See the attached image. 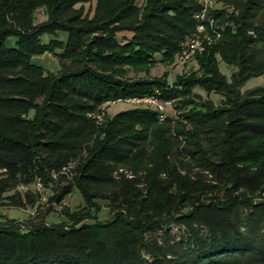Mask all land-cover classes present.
<instances>
[{
    "label": "trees",
    "instance_id": "obj_1",
    "mask_svg": "<svg viewBox=\"0 0 264 264\" xmlns=\"http://www.w3.org/2000/svg\"><path fill=\"white\" fill-rule=\"evenodd\" d=\"M204 10L200 0H0V202L16 190L8 200L35 205L18 189L40 180L56 186L50 203L78 192L87 205L67 223L0 218V264H264V87L242 92L264 76V0ZM214 26L222 36L197 55L201 76L177 87L129 77ZM57 51V73L32 64ZM220 60L236 69L231 81ZM198 86L222 102L98 122L118 100L190 106Z\"/></svg>",
    "mask_w": 264,
    "mask_h": 264
},
{
    "label": "rangeland",
    "instance_id": "obj_2",
    "mask_svg": "<svg viewBox=\"0 0 264 264\" xmlns=\"http://www.w3.org/2000/svg\"><path fill=\"white\" fill-rule=\"evenodd\" d=\"M200 1L205 5H208L211 9L224 8V0ZM95 3L96 1L93 3V5ZM88 7L89 5H86V8ZM46 19L47 17L45 15L44 10H40L36 15V23H41ZM214 32H218L222 36V32L219 30V28L215 26L211 32L207 31V33L201 35L202 37H200V42L203 44L204 50L199 49V51H196L195 54L185 64H182V57L185 56V53L178 55L176 58L168 62H161L160 57H158L157 63L155 65L150 66L149 69L147 68L148 73L145 69L141 70L140 72H136L135 70H133L130 72L129 77L132 78V80H154L155 78H167L169 83L173 87H177V84L179 83L191 80L195 76H201L199 71V58L197 57V55H201L205 52L208 46H211L217 42L216 40L218 39L215 38ZM209 36L211 38H209ZM46 38L49 39V36H46L45 39ZM54 39H58L60 41H67L68 35L60 33L57 37H54ZM57 54H59V51H57L56 53H46L42 56H35L32 58V64L43 67L48 72L57 73L61 68L60 60ZM219 67L222 74H224L227 79L231 81L233 73L236 69L228 67L221 60L219 62ZM259 87H264V76L250 79L243 87L242 92L254 90ZM193 95L200 97L198 99L193 98L194 96L191 97L193 99L194 104L187 106L182 103V99L178 100L177 102L174 101L171 103V106L167 108V110L164 112V115L170 118L177 119L179 117V114L181 113H187L197 108L200 109V106L204 102L212 101L215 105H219L223 100V97L221 95L215 92H208L199 86L193 88ZM147 102L158 101L143 98L133 99V101L127 102H111L104 106L103 113L100 116H103L104 119H107L108 117H114L122 111L130 110L133 108L155 107L160 111V107L157 104ZM104 119H102V121ZM55 188L56 186H52L51 188H49L45 187L44 185L36 186L34 184L28 188L21 186L18 190L22 193V195L31 194L35 196V205H19L12 203L10 200L7 199V197L15 195L17 191L15 190L7 193L5 195V200L0 202V218H3L4 220L8 221H15L16 223L26 224L30 220L36 218L42 219L43 217H46L49 223L60 224L69 222L68 215H72L87 206L83 196L78 192H75L74 194L66 197L62 203H50L51 198L55 195ZM50 209L52 210L51 212H49ZM97 217L101 222L109 221L112 217L111 209L107 206L106 202L101 203L100 209L97 211ZM85 223L91 222L87 221ZM173 232L176 234L183 233L177 228H174Z\"/></svg>",
    "mask_w": 264,
    "mask_h": 264
},
{
    "label": "built area",
    "instance_id": "obj_3",
    "mask_svg": "<svg viewBox=\"0 0 264 264\" xmlns=\"http://www.w3.org/2000/svg\"><path fill=\"white\" fill-rule=\"evenodd\" d=\"M204 14L201 15V18H205V12L209 9H211L208 5L204 4ZM200 18V16H198ZM210 22H214V20L210 19ZM200 33H207L206 28L200 27L199 28V33L194 36L186 45H185V56L182 57V64H185L193 55H194V42L197 40L198 37H200ZM209 38H211L209 36ZM127 101H133V99H126V100H118L117 102H127ZM147 103H155L160 107V114H161V120L163 121L164 118L166 117L164 115V112L171 106V103L167 102H147ZM103 116H98V122L102 123ZM36 186H42L43 184L41 183L40 180L36 181L34 183ZM26 188V187H25ZM28 188V187H27Z\"/></svg>",
    "mask_w": 264,
    "mask_h": 264
},
{
    "label": "bare ground",
    "instance_id": "obj_4",
    "mask_svg": "<svg viewBox=\"0 0 264 264\" xmlns=\"http://www.w3.org/2000/svg\"><path fill=\"white\" fill-rule=\"evenodd\" d=\"M204 33H200V37H202L201 35H203ZM214 36L216 39H220L221 38V35L218 33V32H214ZM200 37L197 38V40L194 42V54L196 51H199V49L201 50H204V46L203 44L200 42ZM202 40V38H201ZM183 54L185 53V49L184 51L182 52ZM146 99H151L153 101H157L156 99L154 98H146ZM159 102V101H158Z\"/></svg>",
    "mask_w": 264,
    "mask_h": 264
}]
</instances>
